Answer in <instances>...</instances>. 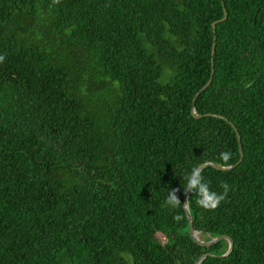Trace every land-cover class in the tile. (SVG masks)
Returning a JSON list of instances; mask_svg holds the SVG:
<instances>
[{
    "label": "trees",
    "instance_id": "16d2710c",
    "mask_svg": "<svg viewBox=\"0 0 264 264\" xmlns=\"http://www.w3.org/2000/svg\"><path fill=\"white\" fill-rule=\"evenodd\" d=\"M0 55V264H264V0H0Z\"/></svg>",
    "mask_w": 264,
    "mask_h": 264
},
{
    "label": "clouds",
    "instance_id": "9594fccd",
    "mask_svg": "<svg viewBox=\"0 0 264 264\" xmlns=\"http://www.w3.org/2000/svg\"><path fill=\"white\" fill-rule=\"evenodd\" d=\"M59 2L60 0H53V4H58ZM4 59L5 57L0 55V62H3ZM220 159L227 165L228 161L231 159V153L227 151L221 152ZM185 180L187 181L186 185L184 186L186 191L191 194L195 193L197 196V205L206 211H214L216 208H218L221 202L227 198L230 191V186L226 182L221 184V188L223 189L222 192L217 193L212 191L209 184L205 182L201 170L196 166H194L190 170L189 174L185 176ZM176 193L177 189H171L168 191V196L165 201L167 206L176 208L182 205ZM174 218L177 221L182 219L181 216H176Z\"/></svg>",
    "mask_w": 264,
    "mask_h": 264
},
{
    "label": "water",
    "instance_id": "95a60500",
    "mask_svg": "<svg viewBox=\"0 0 264 264\" xmlns=\"http://www.w3.org/2000/svg\"><path fill=\"white\" fill-rule=\"evenodd\" d=\"M226 12L224 13V16L220 19V20H224L226 18ZM215 23L216 21H214L212 23V26H213V30L215 29ZM213 39L215 40V37H213ZM214 51V42L212 44V51L211 53H213ZM212 71H213V66H212ZM211 82V77L208 79V81L195 93L194 97H193V102H192V115L194 117H200V116H203V115H206V116H215V117H219V118H224L226 119L224 116H222L221 114H216V113H211V112H206V113H203V114H196L195 111H194V100H195V97L200 93L202 92L208 85L209 83ZM231 126L234 128L235 132H236V137H237V140L239 142V152H240V158H239V161H241L242 157H243V148H242V145L240 143V135L238 133V130L236 129V127H234L233 123L230 122ZM206 165H209V166H212L216 169H229V168H232L234 167L236 164L234 165H230V166H223V165H220V164H216L214 162H211V161H206V162H203L202 164H200L198 166V168L201 170L204 166ZM187 196H188V192L185 190V195H184V208H185V212H186V215H187V219H188V222H189V234L190 236L196 241L198 242L199 244L201 245H204V246H210L212 245L213 243L217 242L218 240L220 239H226L228 241V248L227 250L222 254V255H226L228 254L231 249H232V245H233V241L232 239L225 235V234H221V235H218L216 237H213L209 240H201L199 237H198V231L194 230L193 228V224H192V218H191V215L189 213V210H188V204H187ZM212 253L210 252H204L202 255H200L198 257V259L195 261L194 264H198L200 260H202L203 258H205L206 256L208 255H211ZM213 255V254H212Z\"/></svg>",
    "mask_w": 264,
    "mask_h": 264
},
{
    "label": "rangeland",
    "instance_id": "374dc122",
    "mask_svg": "<svg viewBox=\"0 0 264 264\" xmlns=\"http://www.w3.org/2000/svg\"><path fill=\"white\" fill-rule=\"evenodd\" d=\"M200 237H201V240H205L203 234H200ZM220 240H222V243L225 245L227 240L226 239H220ZM227 243H228V241H227ZM227 248H228V246H227Z\"/></svg>",
    "mask_w": 264,
    "mask_h": 264
}]
</instances>
